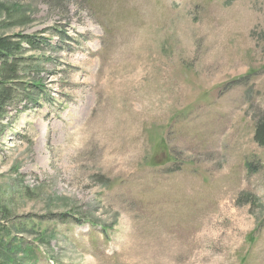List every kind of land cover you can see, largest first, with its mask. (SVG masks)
<instances>
[{
    "label": "rangeland",
    "instance_id": "374dc122",
    "mask_svg": "<svg viewBox=\"0 0 264 264\" xmlns=\"http://www.w3.org/2000/svg\"><path fill=\"white\" fill-rule=\"evenodd\" d=\"M264 0H0V264H264Z\"/></svg>",
    "mask_w": 264,
    "mask_h": 264
},
{
    "label": "trees",
    "instance_id": "16d2710c",
    "mask_svg": "<svg viewBox=\"0 0 264 264\" xmlns=\"http://www.w3.org/2000/svg\"><path fill=\"white\" fill-rule=\"evenodd\" d=\"M259 128L260 129H259L258 133L256 134L257 139L260 142H264V125H261Z\"/></svg>",
    "mask_w": 264,
    "mask_h": 264
}]
</instances>
